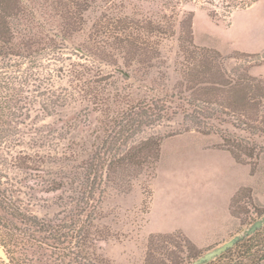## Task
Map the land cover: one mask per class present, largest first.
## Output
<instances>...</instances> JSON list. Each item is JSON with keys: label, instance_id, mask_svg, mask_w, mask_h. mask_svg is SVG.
<instances>
[{"label": "rangeland", "instance_id": "1", "mask_svg": "<svg viewBox=\"0 0 264 264\" xmlns=\"http://www.w3.org/2000/svg\"><path fill=\"white\" fill-rule=\"evenodd\" d=\"M10 2L6 3L12 6ZM122 4L121 10L128 14L158 18L159 8L154 2L122 0ZM6 7L3 11L0 4V14L7 12ZM182 10L193 11L196 45L220 47L223 56L234 57L225 61L227 70L240 67L243 72L248 68L250 75L264 79L253 72L264 75V50L248 53L232 47L233 39L236 44L240 40L237 36L243 31L242 22L264 20V0L233 12L227 19L211 18L191 3L184 4ZM164 11L171 13L170 9ZM172 23L177 30V22ZM31 40L26 55L0 53V120L4 130L0 137V194L4 190L8 202L0 206V233L9 230L21 234L20 218L11 217L10 210L39 217L73 214L76 198L85 196L90 188L93 198L87 203L79 200V204L85 209L81 218L89 214L92 220L87 235L94 241L88 245V252L98 263L174 264L186 243L182 236L167 233L181 231L190 244L189 250L201 255L264 215V153L251 159L241 153L250 149L257 153L260 148L264 151V136L258 138L256 133L235 129L223 117L210 120L206 131L195 122V113L185 101L189 100L187 93L182 95L185 98L175 96L181 81L176 36L146 39L143 53L152 54L147 49L153 47L155 53L139 58L128 53L123 55L122 64L118 58L120 48L115 47L128 44L119 39L96 37L83 43L92 51L90 55L77 47L80 39L51 37L47 25L42 28L37 19ZM101 44L108 47L103 50ZM73 64H84L83 73L91 71L90 87L96 88L97 96L93 105L81 98L82 91L66 98L64 76ZM70 87L78 88L79 83ZM149 87L153 91L149 92ZM99 89L105 91L103 97L98 95ZM156 96L165 99L168 108L154 111L156 123L142 128L129 140L126 150L117 153L127 152L120 169L93 182L81 164L71 161L74 155L83 158L104 150L98 147L116 125L117 113L135 102L151 104L154 100L150 99ZM202 98L217 100L211 95ZM232 139L248 143L240 151L235 148L239 162L226 150L236 146L235 141L231 145ZM145 140L149 155L139 157L136 150ZM232 191L235 202L230 205V199V216L224 218L226 197ZM259 211L263 213L256 216ZM157 234L167 236L170 245L160 252L168 255L145 258L147 244ZM28 253L40 255L35 247ZM40 258L45 260V256ZM0 259L3 264H12L1 245Z\"/></svg>", "mask_w": 264, "mask_h": 264}, {"label": "trees", "instance_id": "2", "mask_svg": "<svg viewBox=\"0 0 264 264\" xmlns=\"http://www.w3.org/2000/svg\"><path fill=\"white\" fill-rule=\"evenodd\" d=\"M9 1H11L12 6L6 3L7 0H0L3 11L6 6L10 8L6 7L7 12L0 14V53L28 54L30 44L34 40H31V34L37 19L41 21L42 28L47 25V34L51 37L58 36L61 40L66 41L71 38L80 39L81 42L76 44L77 47L88 54L92 51H89L83 43H88L89 40L96 39V37L106 40L119 39V42H127V46L118 44L115 47V49L120 48L118 58L121 64L122 60L125 59L123 55L128 53L137 55L138 58L142 54H145L143 56L146 57L155 53L157 49L154 47L147 49V52L152 54L143 53V45L144 41H147L146 39L149 40V38L155 37L162 40L176 36L180 57L177 66L181 81L179 82L180 86L176 87L175 96L178 97L187 93L189 100L185 101L188 106H191L192 112L195 113V122L202 126L203 131H206L205 129L210 126V120H221V117H223L235 129L248 131L249 134L256 133L258 138L264 136V79L260 76L250 75L248 68H244L243 72H241L240 67L227 70L225 61L232 58V55L223 56L214 48L196 45L192 34L193 11L188 10L185 12L182 10L184 4L191 3L206 11L211 18L227 19L233 12L247 9L258 0H145L158 5L157 19L124 12L121 10L124 9V5L120 6L122 0ZM165 9H170L171 13L165 12ZM175 16L179 19H176ZM172 18L174 22H177V30H175V24L172 23ZM100 47L104 50L108 46L101 44ZM134 57L136 56L132 58ZM131 60L138 62V59ZM262 60H264V56ZM104 63L109 65L106 61ZM113 66L114 68L118 67L116 64ZM84 67V64H73L65 73L66 98L69 100L70 97H73L71 96L72 93H75V96L82 91L81 98L85 97L84 100L89 105H93L94 97H97L96 88L90 87L91 71L88 70L87 73H83L82 68ZM235 75H238V78ZM74 82L79 83L78 88L70 87V84ZM84 86L86 91L83 88ZM148 91H153V89L149 87ZM104 92L101 89L98 95L100 94L103 97ZM192 94L193 96H191ZM172 95L174 94L170 96L172 97ZM204 95H211L217 100H205L202 98ZM150 100L154 101L151 104H143L141 101L135 102L125 111L117 113L118 116L114 120L117 122L114 126L116 130L114 128L110 130L101 139V144L98 147H102L104 150L98 153L95 150V152L88 153L83 158L74 155V159L71 161L74 160L81 164L84 172L92 177L93 182L96 180L100 182L103 175L106 178L108 172L120 169L121 165L124 164V160L127 159V152L121 155L117 153L126 150L124 147L128 145L129 140L141 132L142 128L156 123L154 119L156 111L163 112L164 108H168L164 104L165 99H160L159 96ZM241 103H243V107L239 106ZM209 104H213L214 107H210ZM2 122L0 120V137L1 132L4 131ZM233 141H235L236 146H233L232 149L226 148L225 144H222V146L229 151L235 161L239 162V154L235 151V148L240 151L241 148H247L248 143L240 144L237 139H232L231 145H234L232 144ZM141 144L142 148L136 150V155H139V157L149 155L150 148L146 140ZM72 145L76 144L72 143ZM78 146L80 149L82 148L81 145ZM241 153L251 159L253 156L258 158L264 151L260 148L257 153H253V149L246 150V152L243 150ZM93 195V191L88 188L85 196L82 195L76 198V212L73 214L67 212L68 214L64 216L39 217L34 214L10 210L11 217L20 218L18 219L23 228L19 230L21 234L9 230L10 233L8 231L0 233V245L7 254L9 262L12 264H100L91 251L88 252V245L94 241V239L91 241L87 235V229L92 220L89 214L81 218L85 209H83L84 205L79 204V200L85 203L89 202ZM235 196L231 198L230 205L235 202ZM6 199V193L3 190L0 194V206L3 202L8 204ZM255 213L256 216H260L263 212ZM167 234L182 236L184 239L182 242L186 243L185 248L179 250L180 256L177 257L180 258L178 261L176 259L174 264H189L200 255L199 251L189 250L190 244L187 243L188 240L181 231ZM166 237L157 234L155 240L153 239L152 242L150 241L147 244L145 258L158 255L165 258L168 253H162L160 250L162 248L167 250L166 245H170L165 239ZM32 247L38 249L39 256H28V254L30 255L28 251ZM41 256H45V260L40 258ZM263 263L264 226L238 241L206 264Z\"/></svg>", "mask_w": 264, "mask_h": 264}, {"label": "crops", "instance_id": "3", "mask_svg": "<svg viewBox=\"0 0 264 264\" xmlns=\"http://www.w3.org/2000/svg\"><path fill=\"white\" fill-rule=\"evenodd\" d=\"M241 25L244 26L243 31L242 32L240 31L241 35L239 34L240 36L239 35L237 36V38H239L240 40L238 39L239 41L236 44V40L233 39L232 47L248 53L251 52L257 53L263 51L264 50V20L255 22V18H251L249 24H247L246 22H242ZM215 49L221 53L220 47H217ZM261 67H262L261 69L264 68V63L262 64ZM253 72H255V74H260L261 76L264 77L262 73H258L255 70ZM233 191L226 197L228 201L225 207L226 214L224 215L225 216L224 218H228L230 216L229 201L231 199Z\"/></svg>", "mask_w": 264, "mask_h": 264}, {"label": "water", "instance_id": "4", "mask_svg": "<svg viewBox=\"0 0 264 264\" xmlns=\"http://www.w3.org/2000/svg\"><path fill=\"white\" fill-rule=\"evenodd\" d=\"M262 226H264V215L254 220L246 228L237 232L236 234L231 236L229 239L223 241L222 243L212 247L211 249L207 250L203 254L199 255L197 258L192 260L189 264H206L210 260L216 258L220 254L225 252L227 249L231 248L238 241L254 233L256 230H258ZM0 264H3L1 259H0Z\"/></svg>", "mask_w": 264, "mask_h": 264}]
</instances>
